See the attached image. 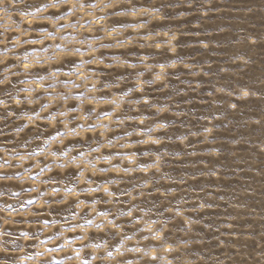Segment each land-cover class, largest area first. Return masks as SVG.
<instances>
[{
  "label": "clouds",
  "instance_id": "clouds-1",
  "mask_svg": "<svg viewBox=\"0 0 264 264\" xmlns=\"http://www.w3.org/2000/svg\"><path fill=\"white\" fill-rule=\"evenodd\" d=\"M234 3L0 0V264H264V0Z\"/></svg>",
  "mask_w": 264,
  "mask_h": 264
},
{
  "label": "rangeland",
  "instance_id": "rangeland-1",
  "mask_svg": "<svg viewBox=\"0 0 264 264\" xmlns=\"http://www.w3.org/2000/svg\"><path fill=\"white\" fill-rule=\"evenodd\" d=\"M249 0H235V3L232 5V7L235 8H240V7H246L248 6ZM224 15H233L232 13H225ZM253 21L256 23L257 25V31L260 30V26L264 25V19H258L256 17L252 18ZM256 54L257 56H261L264 57V48H258L256 49ZM262 63H264V61H262ZM260 192H264V189H257V196L253 197V206L256 207L257 209L264 207V200H261L259 193ZM258 201V202H257ZM252 221H244L242 223H251Z\"/></svg>",
  "mask_w": 264,
  "mask_h": 264
}]
</instances>
